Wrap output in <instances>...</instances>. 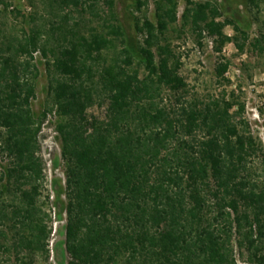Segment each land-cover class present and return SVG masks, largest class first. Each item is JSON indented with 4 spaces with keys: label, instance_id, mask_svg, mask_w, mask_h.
Here are the masks:
<instances>
[{
    "label": "trees",
    "instance_id": "obj_1",
    "mask_svg": "<svg viewBox=\"0 0 264 264\" xmlns=\"http://www.w3.org/2000/svg\"><path fill=\"white\" fill-rule=\"evenodd\" d=\"M47 1L49 28L22 35L0 29V248L13 258L0 264L51 258L40 134L54 108L65 172L64 184L54 183L58 217L66 213L62 264H264V185L251 181L248 167L259 152L264 157V144L235 121L245 104L232 113L225 99H187L167 39L178 1L158 2L157 23L136 19L142 41L118 23L115 0L87 31L68 11H95L102 0ZM247 1L258 7L259 0ZM191 4L184 18L201 38L213 37L220 48L235 41L245 51V29L217 0ZM229 25L243 30V43L226 33ZM252 46L264 54V33ZM38 52L52 102L40 115L32 107ZM229 67L218 65L220 79ZM95 106L105 108L103 116L90 112Z\"/></svg>",
    "mask_w": 264,
    "mask_h": 264
},
{
    "label": "rangeland",
    "instance_id": "obj_2",
    "mask_svg": "<svg viewBox=\"0 0 264 264\" xmlns=\"http://www.w3.org/2000/svg\"><path fill=\"white\" fill-rule=\"evenodd\" d=\"M114 11L118 23L124 27L130 37L142 41V35L137 33L135 28L136 19L149 18L157 23V6L159 1L164 0H141L144 5L141 10L137 8L138 0H115ZM178 21L172 24L167 33V39L171 42L175 53V60L181 63L180 74L188 83L187 99L199 98L205 102L223 100L234 103L232 113H237L240 104H245V112L237 116L236 122L245 121L253 136L261 139L264 144V54L256 51L252 46L253 42L264 33V0L258 1V7L253 10L247 0H217L222 7L225 17L236 20L245 29L248 35L246 49L241 52L235 41L226 43L222 48L215 39L207 34L200 37L193 24L187 23L184 13L191 2H213L216 0H177ZM8 6V8L6 7ZM51 8L47 0H0V29L5 33L22 35L24 31H30L34 27L46 24L50 27L49 21L54 19L50 13ZM72 17L80 19L81 28L87 31L102 23V18L109 14L108 0H102L97 10L92 11L74 9L68 11ZM34 18V19H33ZM224 19V18H223ZM221 19V20H223ZM226 33L231 37H238L241 43L244 42L243 30H238L233 25L226 27ZM122 48L124 44L119 43ZM113 52V51H112ZM111 53L113 55L114 53ZM230 62V67L225 79L217 75V67L222 62ZM35 63L38 67V78L36 80V97L32 107L37 115H40L48 106L52 105L49 95V73L47 61L40 52L36 54ZM137 67L144 72L143 67ZM168 101H175L174 96H168ZM105 108L95 106L90 112L104 115ZM59 117L57 109H49L47 118L43 122L40 134L41 155L45 162V183L43 201L50 196V205L45 206L47 212L53 215V233L51 243V258L46 261L42 255H37L34 264H62L67 263L68 257L64 260L66 213L59 218L61 206L55 204V181L64 184L65 172L62 161V147L57 132ZM243 126V124H239ZM5 161L0 155V169L5 167ZM251 173V181L260 186L264 185V157L259 152L252 157L248 163ZM63 198H65L63 196ZM2 253V254H1ZM0 261L10 262L13 258L3 253L0 248ZM8 262V263H10ZM238 264H248L239 260Z\"/></svg>",
    "mask_w": 264,
    "mask_h": 264
}]
</instances>
